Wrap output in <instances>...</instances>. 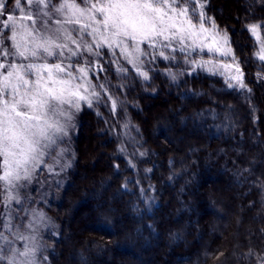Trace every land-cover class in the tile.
I'll use <instances>...</instances> for the list:
<instances>
[{"label": "trees", "instance_id": "1", "mask_svg": "<svg viewBox=\"0 0 264 264\" xmlns=\"http://www.w3.org/2000/svg\"><path fill=\"white\" fill-rule=\"evenodd\" d=\"M206 3L247 88L202 71L185 75L174 60L148 68L147 81L104 65L120 85L109 86L117 110L102 97L97 110L82 111L69 182L60 202L43 205L58 229L43 237L44 264H261L264 63L249 26L264 41V0ZM120 122L131 129V157L145 152L138 170L121 149Z\"/></svg>", "mask_w": 264, "mask_h": 264}, {"label": "snow or ice", "instance_id": "2", "mask_svg": "<svg viewBox=\"0 0 264 264\" xmlns=\"http://www.w3.org/2000/svg\"><path fill=\"white\" fill-rule=\"evenodd\" d=\"M9 3L12 0H0V186L6 208L21 203L18 190L31 181L57 140L67 135L73 111L79 112L82 103L91 108L101 102L100 90L107 85L93 84L89 78L97 67L104 71L94 58L116 57L119 50L147 80L148 72L140 70L142 58H175L156 51L161 48L175 52L178 45L190 55L207 47L223 56L232 54L230 48L197 42L209 29L204 26V5L197 15L195 0H15L19 16L8 10ZM187 5H192L191 15ZM192 16L197 17L198 30ZM258 27L250 25L249 31L256 34ZM212 32L218 35L214 22ZM222 40L228 43L226 33ZM259 58L264 61V55ZM186 62L221 75L220 67H229L211 60ZM236 73L226 77L227 86L244 88L238 65ZM112 107L115 110V100ZM0 217V264H36L35 248L22 243L32 239L24 235L25 226L13 223L10 209Z\"/></svg>", "mask_w": 264, "mask_h": 264}, {"label": "rangeland", "instance_id": "3", "mask_svg": "<svg viewBox=\"0 0 264 264\" xmlns=\"http://www.w3.org/2000/svg\"><path fill=\"white\" fill-rule=\"evenodd\" d=\"M14 3L15 1L10 5L8 4V10L13 11L14 14L19 16V11L14 9ZM204 5V10L206 7V0H195V6L197 9V15L200 12L199 5ZM189 7V15H191V8L192 5H187ZM22 7H25V10L27 11L26 6L22 3ZM225 8V7H224ZM204 26L205 28L209 29L207 33H203L199 36L198 43H203L205 45H211L213 48L216 47H222L224 49L230 48L232 50V54L228 56L220 55L218 52H209L207 47H204L203 51H201L199 48L196 49V51H193L189 54L182 53L179 51V46L177 45V50L175 52H172L171 49H158L156 51H164L165 55H168L170 57H175L174 59H167L171 61H175L176 63H183V73L185 75L192 74L194 72L202 71L206 74L217 76L225 80L226 77L229 75H236V65L239 66L240 72L242 73V79L243 83L245 85L244 88H240L238 85L236 87H233L234 89L238 90H244L247 88L245 83V75L242 71L240 60L236 57L233 47L231 45L230 39L228 37V43L224 44L222 37L225 33H220L219 29L216 26V32L218 35H215L212 32V23L213 20L210 18L206 12H204ZM2 19V18H0ZM192 23L196 25V29H199V23L196 16H192ZM186 28L188 27L187 23L184 25ZM251 35L254 39V43L256 46L255 50V59H257L259 62L264 63V61L260 60V55H264V41L261 36V33L259 31V28L257 30L256 34H253L251 32ZM186 44H190L191 41H186ZM117 51V56L112 57L109 54H105L100 58H94L99 59L100 63L103 65H108V67H112L113 72L116 73H127L128 69L129 71H133L138 76H140L143 80V76L139 75L137 72L136 67L129 64L123 56L119 55V50ZM235 58V60L233 59ZM186 58L188 60H211L213 65H228V68L220 67L219 72H223L224 75H221L219 73L213 74L210 72H207L203 70L202 68L196 67L192 63L186 62ZM118 60V63H113V60ZM144 63L141 66V71H146L148 68H152V70H156L155 68L158 67L159 62H165L166 59L159 57L158 55L155 56L153 59L151 56L142 58ZM149 64V66H147ZM151 64V65H150ZM125 68L127 69L124 72L119 71V68ZM100 73L104 74L105 76L109 78L102 79L100 84H106L107 87L105 89L100 90L102 92V97H106L108 101L111 103L110 109L112 112H115L117 110V101L116 98L112 95L111 89L109 86H113L115 88L116 86H120L117 84V82L114 79H111L110 76H108L106 73V69L104 68V71H100L99 67L96 68L95 71H92L89 73V78L92 80L93 84H96L94 80H101L100 79ZM101 74V75H102ZM95 77V79H94ZM148 77L149 72H148ZM149 79V78H148ZM147 79V80H148ZM259 79H264V77H259ZM145 80V81H147ZM227 83V82H226ZM233 83H235L233 81ZM113 100L116 101V108L113 110L112 102ZM99 103L93 104V109H95V106ZM84 108H89L87 105L82 103L81 110L79 112L73 111L72 119L67 123L66 132L67 135L62 136L60 139L57 140V144L53 146V148L50 150L49 155L45 156L44 163L42 166L37 169L33 175V178L30 182L26 183V186L20 188L19 191V197L21 203L18 205L15 202H12L7 205V208L5 207V204L7 203L5 200V192L3 191V187L0 186V207H1V213L7 211L8 209L11 210V214L14 217L13 223L16 225L23 224L25 227L22 229L25 236L32 237V239L28 241L22 242L23 244L34 247L35 248V262L36 264H44L42 261V251L44 250L45 246L43 244V237L45 234H55L57 233V224L56 222L51 219V217L46 213L45 208L43 205L49 204L51 201L54 202H60L62 197V189L65 188L69 182L70 172L73 170L75 166L76 161V155H75V149H74V140H73V132L74 128L77 125L79 118L82 114V111ZM96 108L95 110H97ZM128 122H120L117 128V132L119 133V139H120V146L121 149L124 151V153L127 155V158L130 161V164L132 167L138 170L139 165L137 164L138 161V154L141 157H145L144 151H136L138 152L137 155H135V160L131 157L132 152L127 148V146L130 145V140L132 139L131 129ZM138 150V149H137ZM100 148L95 150V154H99ZM144 171V170H143ZM147 174V171H146ZM82 175H85V173H82ZM14 192L16 190H13ZM2 218V217H1ZM31 224L32 227L29 229L27 226ZM3 230V229H0ZM17 247L20 246V243L16 245ZM44 260V258H43Z\"/></svg>", "mask_w": 264, "mask_h": 264}]
</instances>
